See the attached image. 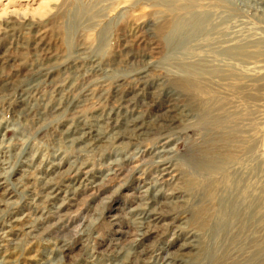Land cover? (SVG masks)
Instances as JSON below:
<instances>
[{
  "label": "rangeland",
  "instance_id": "1",
  "mask_svg": "<svg viewBox=\"0 0 264 264\" xmlns=\"http://www.w3.org/2000/svg\"><path fill=\"white\" fill-rule=\"evenodd\" d=\"M165 1L0 0V264H264V89L180 80L264 0Z\"/></svg>",
  "mask_w": 264,
  "mask_h": 264
},
{
  "label": "bare ground",
  "instance_id": "2",
  "mask_svg": "<svg viewBox=\"0 0 264 264\" xmlns=\"http://www.w3.org/2000/svg\"><path fill=\"white\" fill-rule=\"evenodd\" d=\"M181 1L184 3L180 5V9H189L190 6L187 4L192 3L195 0H186V2L185 0ZM162 2L167 4L165 0H162ZM198 14L201 15V19L197 17ZM197 15L187 14L172 21L170 32L167 35L171 39L176 40L177 38H180V33H183L186 27H189L192 31L195 28H198L202 19L207 18L208 15L205 14V12L197 13ZM230 39L231 38H228L224 42H221L219 50L211 51L210 54H207L205 57L203 56L197 64L180 68V72L182 73V78L180 79L181 84L183 86L192 85L196 87L199 92L201 91L207 95L216 93L225 95L238 94L244 97L249 88L255 91H259L262 88L264 89V85L258 86L254 84L255 82L264 81V73L260 74V71H264V38H260L254 42L247 41L241 45H233L232 43H229ZM244 100H246V97ZM214 118L219 120V117L217 116L211 117V119ZM237 133L239 134L241 132L238 129L229 131V134L235 139V141ZM248 137L246 134L243 136L244 141L242 142V146L244 151L248 148ZM165 152L166 150L164 146H162L161 150L156 153ZM162 164L163 166L161 170L165 171L167 168L165 165L167 163L162 162ZM215 168L218 169V166Z\"/></svg>",
  "mask_w": 264,
  "mask_h": 264
}]
</instances>
